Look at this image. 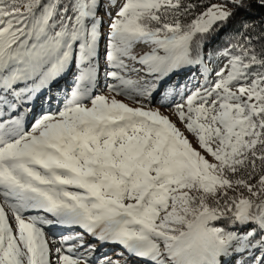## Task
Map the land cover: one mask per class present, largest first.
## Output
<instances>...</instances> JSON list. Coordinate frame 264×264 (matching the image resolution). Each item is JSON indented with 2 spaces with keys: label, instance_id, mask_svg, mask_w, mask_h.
Wrapping results in <instances>:
<instances>
[{
  "label": "snow or ice",
  "instance_id": "1",
  "mask_svg": "<svg viewBox=\"0 0 264 264\" xmlns=\"http://www.w3.org/2000/svg\"><path fill=\"white\" fill-rule=\"evenodd\" d=\"M253 7L0 0V264H264Z\"/></svg>",
  "mask_w": 264,
  "mask_h": 264
},
{
  "label": "trees",
  "instance_id": "2",
  "mask_svg": "<svg viewBox=\"0 0 264 264\" xmlns=\"http://www.w3.org/2000/svg\"><path fill=\"white\" fill-rule=\"evenodd\" d=\"M242 21H247L250 24H256V25L261 24V22H264V9L259 7H253L249 13H242L238 18L237 22L232 26V28L229 29V31L238 28ZM226 39H227V33H222L213 42V47L222 46Z\"/></svg>",
  "mask_w": 264,
  "mask_h": 264
},
{
  "label": "rangeland",
  "instance_id": "3",
  "mask_svg": "<svg viewBox=\"0 0 264 264\" xmlns=\"http://www.w3.org/2000/svg\"><path fill=\"white\" fill-rule=\"evenodd\" d=\"M195 75V73H181L179 76L174 77V82L179 81L180 83H187L189 80L192 79V76ZM71 87V81L70 77L66 80H61L59 84L57 85L58 88H63V87ZM59 94V93H56ZM40 103H37L36 105V110L40 111L42 107H40ZM47 106V103L43 104V107L45 108ZM39 106V108H38ZM42 106V105H41ZM59 231V230H57ZM105 251H108V249H105ZM112 255H115V253H111Z\"/></svg>",
  "mask_w": 264,
  "mask_h": 264
},
{
  "label": "bare ground",
  "instance_id": "4",
  "mask_svg": "<svg viewBox=\"0 0 264 264\" xmlns=\"http://www.w3.org/2000/svg\"><path fill=\"white\" fill-rule=\"evenodd\" d=\"M45 106H46V105H45ZM40 107H43V105H42V106L40 105ZM46 107H47V106H46ZM46 107H45V108H46ZM38 108H39V106H38ZM37 112H39V111L37 110Z\"/></svg>",
  "mask_w": 264,
  "mask_h": 264
}]
</instances>
